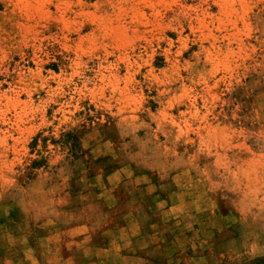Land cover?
Listing matches in <instances>:
<instances>
[{
  "label": "rangeland",
  "instance_id": "374dc122",
  "mask_svg": "<svg viewBox=\"0 0 264 264\" xmlns=\"http://www.w3.org/2000/svg\"><path fill=\"white\" fill-rule=\"evenodd\" d=\"M0 264H264V0H0Z\"/></svg>",
  "mask_w": 264,
  "mask_h": 264
},
{
  "label": "crops",
  "instance_id": "0c3cea01",
  "mask_svg": "<svg viewBox=\"0 0 264 264\" xmlns=\"http://www.w3.org/2000/svg\"><path fill=\"white\" fill-rule=\"evenodd\" d=\"M115 196V195H113ZM114 201V200H113ZM117 202H113V203H110V205L112 206H109L110 208H114L115 206L113 205H116ZM102 217V218H101ZM98 220H100L101 223H106V225L108 226H104V230L103 227L99 229V231H103V234L105 235V233H108L109 230H111L112 228H114V224L112 223V214H108L105 212V215L104 216H101L100 214L98 215V218L93 219V220H80V221H77V222H74V231H77L76 234H79L81 235L82 233L86 232V236L90 237V239L92 240L93 239V232H95V227L94 225L97 224ZM142 222H140L141 224ZM92 231V232H91ZM108 237L106 238V240H109L110 239V242H112L114 240V236L112 234H107Z\"/></svg>",
  "mask_w": 264,
  "mask_h": 264
}]
</instances>
